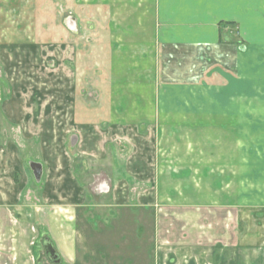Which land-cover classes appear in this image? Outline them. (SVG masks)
Instances as JSON below:
<instances>
[{
	"label": "rangeland",
	"instance_id": "obj_1",
	"mask_svg": "<svg viewBox=\"0 0 264 264\" xmlns=\"http://www.w3.org/2000/svg\"><path fill=\"white\" fill-rule=\"evenodd\" d=\"M151 4L152 0H0V171L3 174L0 181H8L5 175L13 171V164L26 166L29 179L35 178L29 162L42 165L43 178L44 154L57 153L73 157L86 192L95 189L94 194L97 189L100 193L105 190V195L111 194L108 182L100 183L102 177L95 175L101 170V160L95 153L83 154L79 147L84 137L74 132L76 129L71 131L75 110L90 106L89 119L97 122L105 119V126L97 129L102 137L106 136L105 141L102 138L101 152L107 154L110 163L118 150L121 157L132 154L137 138L154 141L153 170L158 175L150 199L160 201L167 194L172 201L185 197L209 201L225 199L229 193L236 200L245 194L246 198H255L264 193L259 191L264 186V128L235 126L233 132L227 128V132H232L227 141L232 144H216L210 140L219 139V134L226 132L210 126L208 112L124 109L125 105L133 104L151 107L158 100L159 87L150 77L151 64L142 54L144 46L133 42L128 31L136 22L131 12L137 8V13L142 14L137 21L140 24L147 16L149 19ZM232 29L235 40L241 39L239 28L234 25ZM136 46H139L137 52ZM207 93L191 96L189 102L201 99L207 103ZM173 96L170 102L177 103L179 97ZM118 106L122 107L120 112L115 110ZM15 107H20L19 112H14ZM103 108L106 113L99 112ZM11 119L22 122L13 124ZM40 121H43L41 127L35 124ZM113 121H122L127 133H121L122 138ZM49 123L56 126L50 127ZM28 125L32 126L28 128ZM94 136L97 140V135ZM225 137L221 139L225 141ZM230 146L234 158L232 175L215 176L213 169L219 167L221 171L220 166L225 165L220 160L216 162L215 154H225ZM110 168L113 172L112 165ZM183 168H189V172L196 170V174H183ZM24 175L16 177L17 184L25 182ZM123 178L136 188L131 192L132 201L140 203L149 199L144 181L142 184L127 176ZM10 184H13L11 179ZM163 186L169 187V192L163 193L160 190ZM39 187L33 183L23 192L22 205L18 206L17 202L0 207V264H69L58 252L60 263L46 256L45 242L53 247L54 244L49 237L40 235L38 221L41 225L54 221L53 225L57 224L64 234L68 221L59 208L57 212L50 207L43 193L41 197ZM67 202L71 201L66 199L60 204ZM105 214L101 213L103 217ZM137 216L139 220L151 217L153 223H139L137 236L128 224L131 235L129 229L122 234L126 240L111 241L100 248L93 246L92 240L85 242L84 250L79 249L77 264H156L167 247L208 243V239H201L208 238L210 217L214 222H224L225 213L218 210L213 215L208 208L148 206L141 207Z\"/></svg>",
	"mask_w": 264,
	"mask_h": 264
},
{
	"label": "crops",
	"instance_id": "obj_2",
	"mask_svg": "<svg viewBox=\"0 0 264 264\" xmlns=\"http://www.w3.org/2000/svg\"><path fill=\"white\" fill-rule=\"evenodd\" d=\"M149 7V19L148 16L146 21L141 18L140 24L137 21L142 14L137 13V8L131 12V16L136 17L133 19L136 22L128 31L131 32L130 39L133 42L144 46L142 54H145L146 62L151 64L150 77L155 79L156 87H159L158 100L151 107L147 104H133L125 105L124 109L158 113L208 112L210 126L226 132L221 131L224 134H219V139L210 140V143L216 144L231 145L232 142L227 141V138L235 126L264 128V0H152ZM232 25L239 28L241 39L235 40ZM138 49L139 46H136L135 51ZM206 93L209 95L207 103H202L201 99L199 102H189L192 100L191 96L200 97ZM173 95L179 97L177 103L170 102ZM89 107L82 106L79 111L75 110L71 131L76 129L74 132L84 137L79 147L83 154L95 153L96 158L101 160V170L95 175L102 177L100 183L108 182L111 194L105 195V190L100 193L97 189L94 194L95 189L86 192L76 173L73 157L57 153L44 154L42 161L46 169L40 184L35 182L33 176L29 179L26 166L13 164V171L5 175L8 181H0V207L13 206L17 202L18 206L22 205L20 202L23 192L31 188L33 183L40 186L41 197L43 193L44 200L50 203V207L56 208L57 212L59 208L68 222L64 234L56 227L57 224L53 225L54 221L41 225L39 220V233L53 240L54 248L69 264L78 263L79 249H83V245L85 242L88 244L89 240H92L93 243H90L93 246L98 245L100 248L111 241L114 243L121 238L126 240L122 234L128 229L130 235L132 229L134 236H137L139 223L151 225V217L139 220L137 214L141 207L208 208L213 215L222 210L225 213L224 222H214L210 217L208 238L201 239H208V243H179L181 247H167L156 264H264V193L255 198H246L245 194L236 200L226 193L225 199L209 201L186 197L172 201L169 195L163 194L160 201H154L153 198L150 199L155 190V175H158L153 170L154 141L147 142V139L137 138V147L132 154L121 157L118 150L117 157H113V163H110V159L107 161V154L101 152L104 146L102 138L105 141L106 136L102 137L97 129L105 126V119L98 122L89 119ZM15 108L14 112H19L20 107ZM121 108L118 106L115 110L120 112ZM106 111L105 108L99 110L102 113ZM10 122L14 124L22 121L13 119ZM121 122H114L120 138L121 133H126ZM42 123L40 121L35 124L41 127ZM49 124L50 127L56 126ZM227 128L232 132H227ZM94 134L97 135V140ZM223 136H226L225 141L221 139ZM214 158L216 162L220 160V164L225 163L223 167L220 166L221 171L218 170L219 167L213 169L216 170L215 176H231L234 165L231 146L225 154L216 153ZM189 170L183 168V174H196V170ZM0 175L3 176L2 170ZM19 175L25 176L23 184L16 182ZM123 176L142 184L144 181L146 190L150 192L149 199L140 203L132 201L131 192L136 188L133 189V184L128 183ZM160 190L166 193L169 192V187L163 186ZM259 191L264 192V186ZM66 199L71 202L61 205L60 202ZM56 202L59 204H55ZM34 207L35 213L36 203ZM101 213L106 214L103 217ZM126 214H129V219L124 217ZM58 220L61 221L60 218ZM33 223L35 224V220ZM128 224L131 229L126 226ZM69 225L72 226L70 230ZM198 235L202 237L201 233ZM145 236L147 237L146 234ZM163 248L166 250V247ZM81 253L85 254L84 251Z\"/></svg>",
	"mask_w": 264,
	"mask_h": 264
},
{
	"label": "flooded vegetation",
	"instance_id": "obj_3",
	"mask_svg": "<svg viewBox=\"0 0 264 264\" xmlns=\"http://www.w3.org/2000/svg\"><path fill=\"white\" fill-rule=\"evenodd\" d=\"M50 242H45L44 244V249H45V252H46V256L49 257L50 261H53L55 263H58V261L60 260L59 256H58V253L57 251H55L54 247L51 248L50 246Z\"/></svg>",
	"mask_w": 264,
	"mask_h": 264
},
{
	"label": "water",
	"instance_id": "obj_4",
	"mask_svg": "<svg viewBox=\"0 0 264 264\" xmlns=\"http://www.w3.org/2000/svg\"><path fill=\"white\" fill-rule=\"evenodd\" d=\"M29 165H31V168L34 171V176H35L36 182L39 183L41 178H42V174H43L42 165H40L38 163H33V162H29ZM50 246H51V248H53L52 244H50ZM60 262H61V259L58 261V263H60Z\"/></svg>",
	"mask_w": 264,
	"mask_h": 264
},
{
	"label": "trees",
	"instance_id": "obj_5",
	"mask_svg": "<svg viewBox=\"0 0 264 264\" xmlns=\"http://www.w3.org/2000/svg\"><path fill=\"white\" fill-rule=\"evenodd\" d=\"M35 182H36V180H35ZM37 183V182H36ZM40 183V182H39Z\"/></svg>",
	"mask_w": 264,
	"mask_h": 264
}]
</instances>
